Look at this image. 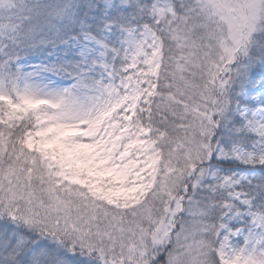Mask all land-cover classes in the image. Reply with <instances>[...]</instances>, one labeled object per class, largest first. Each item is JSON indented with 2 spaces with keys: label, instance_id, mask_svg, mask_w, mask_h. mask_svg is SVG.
<instances>
[{
  "label": "snow or ice",
  "instance_id": "snow-or-ice-1",
  "mask_svg": "<svg viewBox=\"0 0 264 264\" xmlns=\"http://www.w3.org/2000/svg\"><path fill=\"white\" fill-rule=\"evenodd\" d=\"M0 264H264V0H0Z\"/></svg>",
  "mask_w": 264,
  "mask_h": 264
}]
</instances>
